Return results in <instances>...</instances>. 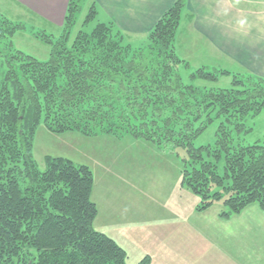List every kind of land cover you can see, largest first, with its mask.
<instances>
[{"label": "trees", "instance_id": "1", "mask_svg": "<svg viewBox=\"0 0 264 264\" xmlns=\"http://www.w3.org/2000/svg\"><path fill=\"white\" fill-rule=\"evenodd\" d=\"M84 2L69 0L57 39L34 34L51 47L44 62L14 48L12 38L26 26L0 16L6 63L0 83V264H127L126 251L94 229L91 170L51 157L43 171L38 168L33 140L42 121L52 133L128 127L160 145L182 147V183L200 197L199 210L224 199L227 217L253 205L264 211V141L245 140L253 132L250 121L264 109V78L207 68L184 75L189 64L177 54L175 38L187 0H177L140 47L112 21L87 31L98 17L94 3L74 35ZM221 76L232 77L231 88L208 86ZM116 87L130 108L146 105L117 118L119 125L103 95ZM215 120L221 121L215 144L195 148L193 141ZM150 262L146 257L140 264Z\"/></svg>", "mask_w": 264, "mask_h": 264}, {"label": "rangeland", "instance_id": "2", "mask_svg": "<svg viewBox=\"0 0 264 264\" xmlns=\"http://www.w3.org/2000/svg\"><path fill=\"white\" fill-rule=\"evenodd\" d=\"M246 1L239 3L247 6L249 3ZM88 3L85 0L81 6L74 35L87 15ZM16 6L14 2L0 0V16L26 26L24 31L12 38L14 48L39 61H48L51 47L36 39L34 34L41 36L45 31L57 39L61 34L60 28L51 29L41 21L22 15L24 11ZM101 18L97 17L87 31L105 22ZM3 55H0V83L6 71ZM192 63L183 72L185 76L205 68H196L197 62ZM205 84L197 82L200 86ZM231 85V76H221L217 83L208 86L229 89ZM117 89L103 95L109 99L108 105H113V118L119 125L120 119L117 118H126L132 112L135 115L146 105L130 108ZM220 123V120H215L210 124L193 141L194 147L214 145ZM134 124L137 125L136 122ZM250 124L253 132L245 138L246 144L263 142L264 109ZM33 143V158L42 171L46 168L47 157L64 158L91 170L94 176L91 200L98 211L94 229L112 238L126 251L127 264H140L146 257L150 258V264H238L235 257L228 254L230 243L213 241L228 221L233 224L231 234L238 232L235 230L238 222L233 221L236 216L224 215L227 212L224 199L216 201L207 210L198 209L201 206L200 197L182 183V165L187 157L184 148L160 145L143 135L136 136L128 127L117 128L111 133L98 130L89 134L77 131L58 134L48 131L43 121L35 131ZM250 207H253L251 211H255L257 206ZM247 213L251 215L249 219L245 217L246 223L258 220L263 225V215Z\"/></svg>", "mask_w": 264, "mask_h": 264}, {"label": "crops", "instance_id": "3", "mask_svg": "<svg viewBox=\"0 0 264 264\" xmlns=\"http://www.w3.org/2000/svg\"><path fill=\"white\" fill-rule=\"evenodd\" d=\"M17 4L22 15L41 21L51 29L63 26L69 0H6ZM177 0H89L98 9V17L112 21L134 46L142 45L162 15ZM187 0L181 24L175 38V49L190 66L224 70L233 74H248L264 78V0ZM180 50V54H179ZM204 53V55H203ZM189 54V58L187 55ZM248 207L236 215L234 235L232 222L221 234L213 237L217 243L228 244V254L238 264H264V223L245 222L251 213L264 212ZM254 231V232H251Z\"/></svg>", "mask_w": 264, "mask_h": 264}]
</instances>
